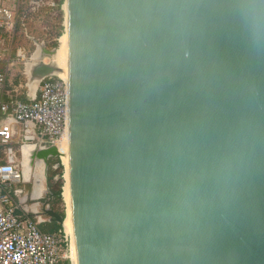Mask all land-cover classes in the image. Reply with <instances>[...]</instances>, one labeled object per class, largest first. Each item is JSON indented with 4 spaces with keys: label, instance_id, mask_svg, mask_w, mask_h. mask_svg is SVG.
<instances>
[{
    "label": "water",
    "instance_id": "water-1",
    "mask_svg": "<svg viewBox=\"0 0 264 264\" xmlns=\"http://www.w3.org/2000/svg\"><path fill=\"white\" fill-rule=\"evenodd\" d=\"M68 5L78 264H264V0ZM33 40L32 90L62 71ZM32 140L21 151L47 186L34 194L63 225L48 174L61 152Z\"/></svg>",
    "mask_w": 264,
    "mask_h": 264
},
{
    "label": "built area",
    "instance_id": "built-area-1",
    "mask_svg": "<svg viewBox=\"0 0 264 264\" xmlns=\"http://www.w3.org/2000/svg\"><path fill=\"white\" fill-rule=\"evenodd\" d=\"M45 4L54 2L30 0L34 11ZM25 15L24 0H0V45L15 41ZM9 47L0 46V148L5 156L0 159V264H72L71 237L64 224L54 231L42 228L48 218L34 192L44 195L47 186H40L38 162L30 170L29 189L18 156L27 159L21 151L23 138L31 137L37 148L58 146L69 125V79L61 74L45 77L30 100L19 97L17 88L7 92L10 68L19 60L25 64L31 60L23 48L13 58ZM24 74L28 79L26 68ZM58 158L54 180L64 182L62 152Z\"/></svg>",
    "mask_w": 264,
    "mask_h": 264
},
{
    "label": "rangeland",
    "instance_id": "rangeland-1",
    "mask_svg": "<svg viewBox=\"0 0 264 264\" xmlns=\"http://www.w3.org/2000/svg\"><path fill=\"white\" fill-rule=\"evenodd\" d=\"M65 1L66 0H63L61 7H58V5H56L58 0H53L54 5L45 4L41 6L39 9H36V11H34L31 8L30 0H24V14H26L24 16L25 19L24 20L25 23L23 24L24 27L23 28L20 27L22 30L19 29L17 30L15 35V41L13 43H5V44H1L0 46H10L8 51H10L13 58H16L14 54L16 53V50H18L19 48H23L26 51H28L29 56H31V54L36 49V44L33 38L40 42L41 41L45 42L48 48H54V46H52V43L55 40H58V38L60 41V37L64 33L66 28L65 11L63 9V4L65 3ZM25 31H27L28 34L25 33ZM60 31H61V35L58 36V33ZM58 47H60V44ZM46 61L50 62L51 58L46 57ZM13 66L19 68L22 67V65L20 64H18V66L17 65H13ZM13 76L15 77L16 75ZM13 147H17V146L13 145ZM1 150L2 148H0V151ZM53 160L54 159L51 158V162ZM63 180L64 182L62 181V185H64L65 183V179ZM55 209L59 211H65L66 213V203L64 198L62 199L61 202L55 204ZM45 224H47L46 225L47 227L58 229L57 228L58 223L47 221L45 222ZM52 228L49 230H53Z\"/></svg>",
    "mask_w": 264,
    "mask_h": 264
},
{
    "label": "bare ground",
    "instance_id": "bare-ground-1",
    "mask_svg": "<svg viewBox=\"0 0 264 264\" xmlns=\"http://www.w3.org/2000/svg\"><path fill=\"white\" fill-rule=\"evenodd\" d=\"M63 9L65 11V24L66 28L62 36L60 37V47H57L54 55L51 57V61L54 64L58 65L62 71L60 74L69 79V33H68V22H69V5L68 0L63 4ZM42 47L39 46L35 53L34 57H40L42 55ZM46 61V57L44 58ZM47 62V61H46ZM33 84V88L35 87V83ZM69 125L64 133L62 139L58 142V147L62 152V162L64 165V176L65 183L63 185V198L66 203V218L64 220V227L66 232L71 237V262L72 264H78L77 261V253L74 245V232H73V222L71 218V202H70V158H69ZM41 186V182H40Z\"/></svg>",
    "mask_w": 264,
    "mask_h": 264
},
{
    "label": "crops",
    "instance_id": "crops-1",
    "mask_svg": "<svg viewBox=\"0 0 264 264\" xmlns=\"http://www.w3.org/2000/svg\"><path fill=\"white\" fill-rule=\"evenodd\" d=\"M21 28H18V29L19 30H22ZM25 33H27V31H25ZM16 53L14 54L15 56H16ZM18 64L22 65V67L19 68V67H14L13 66L14 68L11 67L10 70H9V73H8V82H7V85H6V91L7 92H10V90H14L15 88H17L18 89V96L19 97H22L23 99H26V100H30L32 98L33 92H32V89H30L28 86H26L27 85V78H26V76L24 74V72H25V65L26 64H25V62L20 61V60L18 62H16L15 65L18 66ZM13 75H16V76L14 77ZM10 146L11 145H9L8 147H10ZM0 159H5V156H4V153L2 152V150L0 151ZM29 184L32 185V182H29ZM45 185L46 184H44V181H42L41 187L44 188ZM46 225L47 224L42 225L43 229L45 228L46 231H54V230H56V229H53L52 227H47ZM51 228L53 230H49Z\"/></svg>",
    "mask_w": 264,
    "mask_h": 264
},
{
    "label": "flooded vegetation",
    "instance_id": "flooded-vegetation-1",
    "mask_svg": "<svg viewBox=\"0 0 264 264\" xmlns=\"http://www.w3.org/2000/svg\"><path fill=\"white\" fill-rule=\"evenodd\" d=\"M18 156H19V162L22 165V169L24 170V173H25V181H26L25 186L30 189L32 187V185H30L29 182H28V179H29V176H30V170H29V167L27 165L28 161H27V159H24L23 157H21L20 154H18ZM53 159L54 160L52 162H51V159H50V166H49V170H48L49 179H50V181H49L50 187H51L52 183L54 184V183L58 182L57 180H54V177L58 174V171H59V169H58V162H59L58 159L59 158L57 157V158H53ZM37 167H38L37 168V171H38L37 174L39 175L40 180L41 181H45V164L42 161H39L38 164H37ZM52 203L54 204V200H53ZM54 207H55V204H54Z\"/></svg>",
    "mask_w": 264,
    "mask_h": 264
},
{
    "label": "trees",
    "instance_id": "trees-1",
    "mask_svg": "<svg viewBox=\"0 0 264 264\" xmlns=\"http://www.w3.org/2000/svg\"><path fill=\"white\" fill-rule=\"evenodd\" d=\"M62 3H63V0H58V2H57L56 5H58V7H61ZM59 35H61V31L58 33V36H59ZM61 36H62V35H61ZM59 44H60V41L58 42V40H55V41L52 43V46H54V47H58ZM58 160H59V159H58ZM61 186H62V181L56 182V183H54V184H53V183L51 184V187H52V189H54V190H60V191H62ZM62 199H63V198H62L61 195L55 197V199H54V204H57L58 202H61ZM60 213L63 215L64 218L66 217V213H65V211H60ZM61 227H62V224H57V228H61Z\"/></svg>",
    "mask_w": 264,
    "mask_h": 264
}]
</instances>
